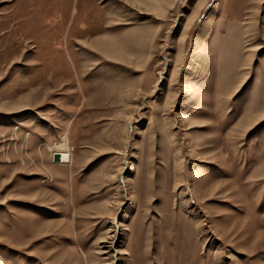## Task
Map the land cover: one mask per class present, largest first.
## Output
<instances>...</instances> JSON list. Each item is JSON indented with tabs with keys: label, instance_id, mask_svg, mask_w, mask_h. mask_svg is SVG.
Returning a JSON list of instances; mask_svg holds the SVG:
<instances>
[{
	"label": "rangeland",
	"instance_id": "1",
	"mask_svg": "<svg viewBox=\"0 0 264 264\" xmlns=\"http://www.w3.org/2000/svg\"><path fill=\"white\" fill-rule=\"evenodd\" d=\"M0 264H264V0H0Z\"/></svg>",
	"mask_w": 264,
	"mask_h": 264
},
{
	"label": "bare ground",
	"instance_id": "2",
	"mask_svg": "<svg viewBox=\"0 0 264 264\" xmlns=\"http://www.w3.org/2000/svg\"><path fill=\"white\" fill-rule=\"evenodd\" d=\"M113 49V48H112ZM65 140V139H64ZM59 146L54 147L53 151H64L65 153H63L61 156H56L54 159L56 160V162H61V163H66L68 166H72L73 164V153L70 150L71 148H64V149H59ZM67 147V146H66ZM55 154V153H54ZM53 155H51L52 157Z\"/></svg>",
	"mask_w": 264,
	"mask_h": 264
}]
</instances>
